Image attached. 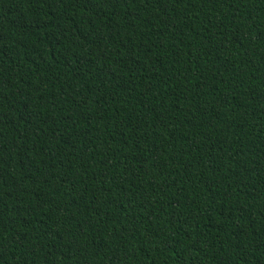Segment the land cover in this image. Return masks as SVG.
I'll use <instances>...</instances> for the list:
<instances>
[{"label":"trees","instance_id":"trees-1","mask_svg":"<svg viewBox=\"0 0 264 264\" xmlns=\"http://www.w3.org/2000/svg\"><path fill=\"white\" fill-rule=\"evenodd\" d=\"M0 264H264V0H0Z\"/></svg>","mask_w":264,"mask_h":264}]
</instances>
